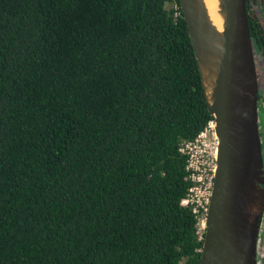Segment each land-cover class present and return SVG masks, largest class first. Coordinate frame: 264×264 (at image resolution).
<instances>
[{"label": "trees", "instance_id": "1", "mask_svg": "<svg viewBox=\"0 0 264 264\" xmlns=\"http://www.w3.org/2000/svg\"><path fill=\"white\" fill-rule=\"evenodd\" d=\"M210 120L178 0H0V264H198Z\"/></svg>", "mask_w": 264, "mask_h": 264}, {"label": "water", "instance_id": "2", "mask_svg": "<svg viewBox=\"0 0 264 264\" xmlns=\"http://www.w3.org/2000/svg\"><path fill=\"white\" fill-rule=\"evenodd\" d=\"M178 2L217 139L198 264H256L264 163L245 0Z\"/></svg>", "mask_w": 264, "mask_h": 264}, {"label": "built area", "instance_id": "3", "mask_svg": "<svg viewBox=\"0 0 264 264\" xmlns=\"http://www.w3.org/2000/svg\"><path fill=\"white\" fill-rule=\"evenodd\" d=\"M216 150L217 139L212 120L195 139L184 142L181 148V151L187 155L186 168L192 182L181 203L191 206L195 213L206 214L213 184Z\"/></svg>", "mask_w": 264, "mask_h": 264}, {"label": "flooded vegetation", "instance_id": "4", "mask_svg": "<svg viewBox=\"0 0 264 264\" xmlns=\"http://www.w3.org/2000/svg\"><path fill=\"white\" fill-rule=\"evenodd\" d=\"M246 2V0H245ZM246 13L258 28V38L251 33V47L258 82L257 114L258 133L264 163V0H247ZM251 24V27H253ZM249 26V24H248ZM250 34V33H249ZM256 264H264V209L256 239Z\"/></svg>", "mask_w": 264, "mask_h": 264}, {"label": "rangeland", "instance_id": "5", "mask_svg": "<svg viewBox=\"0 0 264 264\" xmlns=\"http://www.w3.org/2000/svg\"><path fill=\"white\" fill-rule=\"evenodd\" d=\"M202 225H204V221H203Z\"/></svg>", "mask_w": 264, "mask_h": 264}]
</instances>
